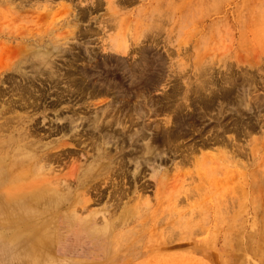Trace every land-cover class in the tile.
Here are the masks:
<instances>
[{
    "label": "rangeland",
    "instance_id": "374dc122",
    "mask_svg": "<svg viewBox=\"0 0 264 264\" xmlns=\"http://www.w3.org/2000/svg\"><path fill=\"white\" fill-rule=\"evenodd\" d=\"M0 158V264H264V0H0Z\"/></svg>",
    "mask_w": 264,
    "mask_h": 264
},
{
    "label": "bare ground",
    "instance_id": "6f19581e",
    "mask_svg": "<svg viewBox=\"0 0 264 264\" xmlns=\"http://www.w3.org/2000/svg\"><path fill=\"white\" fill-rule=\"evenodd\" d=\"M79 74V73H78ZM65 76V75H64ZM78 82V81H77ZM79 82H80V80H79ZM78 82V83H79ZM84 82V81H83ZM82 83V82H81ZM76 84V83H75ZM77 85V84H76ZM81 85V84H80ZM76 87H78L79 88V86H76ZM34 92V91H33ZM96 92V91H95ZM94 92V93H95ZM25 93V92H24ZM86 93V92H85ZM25 95V94H24ZM82 98V97H81ZM100 114V113H99ZM180 118H181V116H180ZM96 119H97V117H96ZM181 120V119H180ZM98 121V120H97ZM73 123V122H72ZM97 122L96 121H94V124L95 125H97L96 124ZM74 124V123H73ZM11 125V124H10ZM33 125V124H32ZM94 125V126H95ZM96 127V126H95ZM91 133V132H90ZM104 134V133H103ZM134 134V133H133ZM28 135H30V136H33V137H36L37 135H39V133H38V127H35V126H33L32 128H30V130H29V133H28ZM24 136V135H23ZM112 136H113V134H112ZM16 137V136H15ZM114 137V136H113ZM115 138V137H114ZM24 139V138H23ZM139 139V138H138ZM105 139L103 138V141H104ZM114 140V139H113ZM134 140V139H133ZM39 139H37V140H32V141H30V142H26V143H28V145L27 146H29L30 147V149L33 151V154H31L32 156H25L23 159H19L18 157H19V155H21L22 153H24V148H22V147H20V146H18V142L17 141H14V147H16L15 149H13L12 150V159H11V161H12V166L10 167L11 168V170H10V172L12 173V174H14V175H16L17 174V172L19 171V166L20 165H22V163L24 164V163H26L27 162V160H29V159H33L34 161V163L37 165V166H39V168H40V166L42 167V169H43V167L46 165V163L48 162V161H50V163L51 162H53V161H51L53 158V155H50L49 153H47L46 151H47V148L45 147L46 146V144H45V149H44V147H42L43 145H40L39 144ZM2 143V142H1ZM13 143V142H12ZM158 143V142H157ZM107 144V143H106ZM105 144V145H106ZM48 147V146H47ZM6 148V147H5ZM22 148V149H21ZM3 149V148H2ZM6 151V150H5ZM54 153V152H53ZM2 154H4V153H2ZM102 155V154H101ZM103 157V156H102ZM21 158V157H20ZM102 159V158H101ZM123 159V158H122ZM1 158H0V163H1ZM111 160V159H110ZM121 160V159H120ZM137 161V160H136ZM121 162H122V160H121ZM120 162V163H121ZM33 163V164H34ZM42 163H43V165H42ZM20 164V165H19ZM48 164V163H47ZM9 165V164H8ZM32 165V164H31ZM35 165V166H36ZM120 165V164H119ZM37 166H36V168H35V171H36V169H38L37 168ZM107 167V166H106ZM24 168V167H23ZM26 169V168H25ZM24 169V170H25ZM30 169H32V168H30ZM9 170V169H8ZM23 170V171H24ZM25 171H28V170H25ZM9 172V173H10ZM29 172V171H28ZM37 172H38V170H37ZM21 173V172H20ZM26 173V172H25ZM22 174V173H21ZM37 174V173H36ZM39 174V173H38ZM41 175V174H40ZM16 178H18V177H15V179L14 180H16ZM94 178V177H93ZM56 183V182H55ZM58 183V182H57ZM31 184V183H30ZM26 188V187H25ZM50 189V188H49ZM46 190H47V188H46ZM52 192V193H51ZM103 194V193H102ZM20 197H21V195H16V197H11L10 198V201L13 199L14 201L15 200H17V199H20ZM56 196H54V194H53V191L52 190H50L49 192H47V193H42L41 195H38V196H36L35 198H34V200L33 201H37V200H43V201H45L44 199H46V201L45 202H47V201H55V199L58 197H56ZM55 198V199H54ZM61 197H58V199H57V201L60 199ZM62 198H63V196H62ZM120 198V197H119ZM26 199V198H25ZM10 201H8V203L10 202ZM53 201V202H54ZM60 203H61V201H59ZM59 203V204H60ZM14 204V203H13ZM47 204V203H46ZM49 206V205H48ZM18 215V214H17ZM16 215V216H17ZM14 216V215H13ZM18 217H19V215H18ZM14 218H15V216H14ZM17 219V218H16ZM7 220V219H6ZM5 220V221H6Z\"/></svg>",
    "mask_w": 264,
    "mask_h": 264
}]
</instances>
